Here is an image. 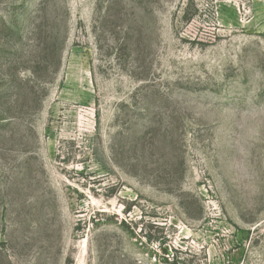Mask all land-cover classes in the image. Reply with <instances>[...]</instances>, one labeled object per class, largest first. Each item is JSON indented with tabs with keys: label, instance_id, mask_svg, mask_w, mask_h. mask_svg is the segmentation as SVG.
I'll return each instance as SVG.
<instances>
[{
	"label": "rangeland",
	"instance_id": "rangeland-1",
	"mask_svg": "<svg viewBox=\"0 0 264 264\" xmlns=\"http://www.w3.org/2000/svg\"><path fill=\"white\" fill-rule=\"evenodd\" d=\"M0 264H264V0H0Z\"/></svg>",
	"mask_w": 264,
	"mask_h": 264
}]
</instances>
